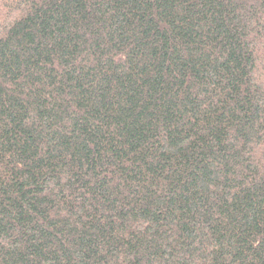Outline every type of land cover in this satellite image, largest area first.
Returning <instances> with one entry per match:
<instances>
[{"label": "trees", "instance_id": "16d2710c", "mask_svg": "<svg viewBox=\"0 0 264 264\" xmlns=\"http://www.w3.org/2000/svg\"><path fill=\"white\" fill-rule=\"evenodd\" d=\"M0 264H264V0H0Z\"/></svg>", "mask_w": 264, "mask_h": 264}]
</instances>
